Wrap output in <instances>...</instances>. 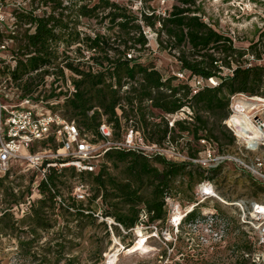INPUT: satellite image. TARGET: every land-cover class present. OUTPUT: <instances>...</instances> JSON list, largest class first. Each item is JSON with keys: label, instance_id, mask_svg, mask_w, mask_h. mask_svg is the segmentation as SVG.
Returning <instances> with one entry per match:
<instances>
[{"label": "built area", "instance_id": "obj_1", "mask_svg": "<svg viewBox=\"0 0 264 264\" xmlns=\"http://www.w3.org/2000/svg\"><path fill=\"white\" fill-rule=\"evenodd\" d=\"M109 1L123 7L134 18V23L140 28L139 33L134 35L143 38V44L130 40L124 44L110 41L109 45L118 48L126 60L154 57V69L157 70L162 65V55L169 56L168 63L174 59L173 55L177 56L167 47L160 21L153 28L143 22L144 17L168 18L173 6L178 5L174 0ZM192 1L193 6L200 9L192 16L228 37L237 46L234 32L224 29L225 18L231 15L239 25V22H243L245 5L236 2L234 6L232 0ZM258 1L264 3V0H257L252 4L254 8ZM98 2L0 0V180L3 184L0 203L6 201L7 193L12 196L11 199L8 197L5 210L0 206V216L8 213L15 223L29 217L36 201L43 198L39 190L41 182L47 184L54 195L55 205L65 207L62 196L48 185L47 176L51 170L59 174L63 169H72L76 181L73 182L71 195L76 201L85 202L90 196V188L87 183L81 182L79 176L96 173L106 152L111 149L160 156L172 162L189 161L207 170L221 171L223 166L231 164L252 179L261 196L228 203L218 195L214 183L216 179L204 180L195 187L197 202L190 205L186 213L198 208L205 200H210V204L203 207V212L187 225V229L197 235V239L206 242L211 251L216 246L225 249L229 219L219 213L211 202L229 205L235 209L233 218L237 231L245 238L239 264H264V77L256 95L236 94L229 98L228 116L222 124L234 138L233 146L237 150L234 155L228 151L220 154L214 143L200 140L203 151L199 157L190 159L168 137L162 144L148 141L140 129L138 107L149 109L151 101L138 103L135 97L127 101L129 96L133 97L131 88L141 83L138 80L123 79L120 85L114 78L107 81L121 98L114 108V119L123 129L120 137H114L113 123H107L104 115L100 116L97 134L85 133L77 120L68 116L66 103L78 92L76 82L81 80L80 72L96 73L100 70L99 65L107 64L104 54L92 47L91 42L84 41V38L93 40L97 36L108 35V22L102 20L107 11H97L92 18H85L80 13L83 5L92 8ZM229 4L235 8L234 13L225 8ZM258 18L260 22H255L254 29L258 32L253 39L254 50L248 51L246 46L242 47L245 49L242 57L244 68L253 65L264 67V34L260 36L264 32V14ZM39 29L46 31L50 37L47 41L32 42ZM161 48L166 49L160 52ZM105 54L107 57L113 56V51ZM30 61L39 63V66L23 73L19 65ZM226 72L231 74L232 70ZM172 74L179 81L188 79L179 70ZM190 82L192 94L204 85L200 78H192ZM209 83L216 85L212 79H209ZM95 109L88 111L87 115L91 116ZM97 111L100 112L99 109ZM188 115L187 107L167 115L169 127L175 120H184ZM157 116L159 112L154 117L147 115L146 119L157 124L160 122ZM175 116L178 117L174 119ZM26 175L33 178L25 182L26 187L14 184L17 178ZM108 220L113 224L112 220ZM181 220L174 225L175 229ZM146 221L147 216L143 212L139 217L140 225Z\"/></svg>", "mask_w": 264, "mask_h": 264}, {"label": "trees", "instance_id": "obj_2", "mask_svg": "<svg viewBox=\"0 0 264 264\" xmlns=\"http://www.w3.org/2000/svg\"><path fill=\"white\" fill-rule=\"evenodd\" d=\"M174 1L178 5L173 6L168 18L143 19L144 24L152 28L160 21L161 31L168 42L167 47L177 54L157 70L154 69V57L147 56L129 61L118 48L109 45L111 40L120 44L126 43L127 40L143 44L142 36L134 35L139 33V26L123 7L109 0H99L92 8L85 5L81 7L80 13L85 18L94 17L97 11H107L102 20L108 22V35L97 36L93 40L84 38L85 42H91L92 47L104 54L107 64L99 65L100 70L96 73L80 72L81 80L76 82L78 92L66 103L67 114L77 120L85 133L92 134H97L100 116L104 115L107 117V123H113L114 137H120L123 129L114 119V108L121 98L107 81L114 78L120 85L123 79L138 80L141 83L131 88L133 97L129 96L127 101L130 102L134 97L138 103L151 101L149 109L138 107L140 129L148 141L162 144L168 137L187 158L195 159L204 149L200 140H205L214 143L222 154L234 145L233 136L222 124L228 116L229 98L236 94L256 95L264 77V67L253 65L244 68L242 57L245 49L234 45L228 37L192 16L200 12V9L193 6L192 0ZM262 34L264 32L260 35ZM49 37L46 31L39 29L31 41L43 42ZM254 47L251 41L245 48L253 51ZM165 49L161 48L160 52ZM110 50L113 51V56L107 57L105 53ZM38 66L39 63L30 61L28 64L19 65V68L23 73H27ZM230 69L231 74L226 72ZM176 70L182 71L188 78L187 81L177 80L172 74ZM192 78L204 81V85L195 94H192ZM209 79L215 81L216 85H211ZM183 107L189 109L188 117L175 120L169 127L166 116L179 112ZM94 108L100 112L95 109L93 114L88 116L87 112ZM156 112H159L157 117L160 122H148L146 116L154 117ZM119 166L122 167L119 175L113 174ZM217 172L218 169L207 170L189 161L172 162L160 156H145L131 151L111 149L106 152L104 161L96 173L79 176L81 182L89 185L90 196L85 202H78L71 194L66 197L63 195L64 189L72 190V180L76 177L74 171L66 168L57 174L51 170L47 176L48 185L62 196L65 207L55 205L54 195L49 191L47 184L41 182L39 190L43 198L36 201L28 218L27 233L31 239L20 241L19 246L21 249L27 247L30 251L31 245L41 238L40 232L52 230L56 223L49 217L55 215L54 211L59 212L64 222L61 229L66 232L70 231L71 225L73 230L78 232L86 226L98 223L103 227L105 235L109 234L110 229L116 231L118 237L123 239L141 224L139 217L143 212L147 216L143 225L147 228H157L168 221L169 201L175 202L177 195L186 192L189 195L187 204H195V187L204 180L212 179ZM180 185H185V190H181ZM2 186L0 180V188ZM6 197L12 198L9 193ZM199 209L200 206L188 213L184 211L179 226L182 228L192 222L200 215ZM5 215L4 213L0 216V227L3 230L13 225H9ZM100 218L103 220L100 221ZM107 219L112 220L113 224L107 225ZM54 242L51 238L42 248L43 253L33 252L32 257L40 259V264H75L74 258H69L67 253H64L65 249H69L73 244V240L62 237L61 242Z\"/></svg>", "mask_w": 264, "mask_h": 264}, {"label": "rangeland", "instance_id": "obj_3", "mask_svg": "<svg viewBox=\"0 0 264 264\" xmlns=\"http://www.w3.org/2000/svg\"><path fill=\"white\" fill-rule=\"evenodd\" d=\"M230 1L226 0V2ZM232 1L234 6L236 2L245 5L243 7V22H239L238 24L241 25L239 26L236 20L232 19L231 15H228L225 18L226 25H224V29L234 32L237 46L242 48L253 41L255 37V22H260L258 17L260 14H264V3L258 1L254 8L252 4L257 0ZM225 8L228 11H233V13L235 12V8L231 7L230 4L226 5ZM253 16L258 17L253 20L251 19ZM89 27L94 28L95 26L89 25ZM168 59L169 56L166 54L162 55V64L166 65ZM178 116L181 117V115ZM177 117L175 116L174 119ZM227 151L230 155H234L237 152L234 146L229 147ZM121 168L119 166V169H113V174L119 175ZM213 178L216 179L214 183L218 195L223 201L225 200L228 203L238 199L261 196L252 179L246 174L239 172L234 165L223 166L221 171L217 172ZM30 179L33 178L26 175L22 178H17L14 184L26 187L25 182ZM74 181L76 179L72 180V182ZM180 186L181 190H185V185ZM70 194L71 190H63L65 197ZM188 197V193L185 192L183 195H177L175 202L169 201V218L165 224L158 225L157 228L154 226L147 228L144 225H139L123 239L120 236L118 237L116 231L110 229L109 234L105 235L103 227L98 223L86 226L78 232L73 230V225H71L69 232L62 231L61 228L64 226L63 219L59 212L54 211L55 215L48 217L55 221L56 225L49 232H40L41 238L31 245L30 251L27 250V247L21 249L19 246L20 241L31 239V236L27 233L29 217L23 219L25 220L24 223L21 221L15 223L11 220L9 214L5 213V218L10 223L9 225H13L6 230L0 227V264H40V259L33 258L31 254L33 252L42 254V248L45 247L51 238L55 242H61L62 237L73 240V244L70 245L69 249H65L64 253H67V257L74 258L75 264H239V254L244 247L245 238L237 231L234 219L235 209L229 207V205L224 206L221 203L211 202L219 210V213L228 217L230 223L225 240L227 244L225 249L216 246L211 251L207 247L206 242L197 239V235L188 231L187 225L182 228L178 226L175 229V218L183 216L184 211L189 209V204H187ZM5 199L8 198L6 197ZM7 204L6 200L0 205L2 210L8 207ZM208 204H210V200L202 202L199 209L200 214L203 212V207ZM105 221L107 225L112 224L108 219ZM142 240L144 241L140 246V250L127 253L131 247ZM114 254L115 257H113ZM109 261L114 262L111 263Z\"/></svg>", "mask_w": 264, "mask_h": 264}, {"label": "bare ground", "instance_id": "obj_4", "mask_svg": "<svg viewBox=\"0 0 264 264\" xmlns=\"http://www.w3.org/2000/svg\"><path fill=\"white\" fill-rule=\"evenodd\" d=\"M181 218H182V216H177L176 218H175V222L176 223H178L180 220H181ZM143 241L144 240H142L141 242H138V243H136L133 247H131L128 251H127V253H129V252H132V251H135V250H137L138 251V249L140 250V246H141V244L143 243ZM136 252V251H135ZM113 257H115V254L113 255ZM115 261V260H114ZM114 261H109V262H111V263H113ZM110 264V263H109Z\"/></svg>", "mask_w": 264, "mask_h": 264}]
</instances>
